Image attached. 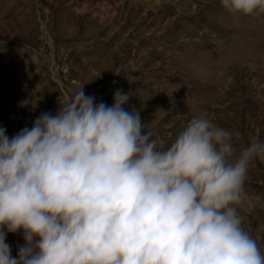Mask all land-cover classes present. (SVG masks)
<instances>
[{"label":"clouds","instance_id":"obj_1","mask_svg":"<svg viewBox=\"0 0 264 264\" xmlns=\"http://www.w3.org/2000/svg\"><path fill=\"white\" fill-rule=\"evenodd\" d=\"M128 101L81 89L11 138L0 127V264H264L236 208L264 141L233 159L231 134L194 118L165 147ZM18 232L13 257L6 233Z\"/></svg>","mask_w":264,"mask_h":264},{"label":"rangeland","instance_id":"obj_2","mask_svg":"<svg viewBox=\"0 0 264 264\" xmlns=\"http://www.w3.org/2000/svg\"><path fill=\"white\" fill-rule=\"evenodd\" d=\"M81 89L107 105L129 94L165 147L192 119H210L231 134L235 159L264 141V11L230 13L221 0H0L9 138ZM236 208L264 254V159L250 163ZM6 243L16 257L23 233Z\"/></svg>","mask_w":264,"mask_h":264}]
</instances>
